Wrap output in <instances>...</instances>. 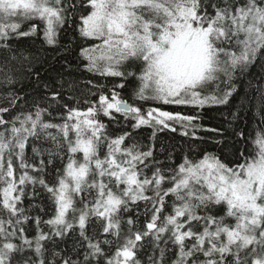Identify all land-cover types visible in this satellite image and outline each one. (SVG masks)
<instances>
[{"label": "snow or ice", "instance_id": "1", "mask_svg": "<svg viewBox=\"0 0 264 264\" xmlns=\"http://www.w3.org/2000/svg\"><path fill=\"white\" fill-rule=\"evenodd\" d=\"M0 264H264V0H0Z\"/></svg>", "mask_w": 264, "mask_h": 264}, {"label": "trees", "instance_id": "2", "mask_svg": "<svg viewBox=\"0 0 264 264\" xmlns=\"http://www.w3.org/2000/svg\"><path fill=\"white\" fill-rule=\"evenodd\" d=\"M69 37H65L64 39H68ZM259 70L258 69H254L253 73H257ZM243 94V90H241V95ZM125 97H127L128 95V91L125 90L124 93ZM234 103H239V99L234 100ZM226 112V109L221 108V109H211V110H207L206 111V115H205V120L204 122L206 124H211V125H216L222 122L223 119V113ZM249 116H251V113H248ZM255 121L254 120H250V124H254Z\"/></svg>", "mask_w": 264, "mask_h": 264}]
</instances>
